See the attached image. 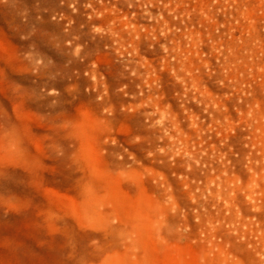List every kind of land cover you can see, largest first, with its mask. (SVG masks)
Instances as JSON below:
<instances>
[{
  "label": "rangeland",
  "instance_id": "obj_1",
  "mask_svg": "<svg viewBox=\"0 0 264 264\" xmlns=\"http://www.w3.org/2000/svg\"><path fill=\"white\" fill-rule=\"evenodd\" d=\"M0 264H264V0H0Z\"/></svg>",
  "mask_w": 264,
  "mask_h": 264
}]
</instances>
